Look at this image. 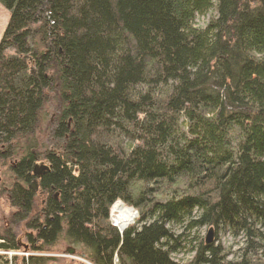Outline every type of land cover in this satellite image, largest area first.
I'll return each mask as SVG.
<instances>
[{"label":"trees","instance_id":"16d2710c","mask_svg":"<svg viewBox=\"0 0 264 264\" xmlns=\"http://www.w3.org/2000/svg\"><path fill=\"white\" fill-rule=\"evenodd\" d=\"M0 2V161L13 160L10 223L24 221L29 249L63 236L94 264H264V0ZM116 200L138 210L123 230L108 220ZM13 225L1 249L23 246ZM205 227L239 239L233 258Z\"/></svg>","mask_w":264,"mask_h":264},{"label":"rangeland","instance_id":"374dc122","mask_svg":"<svg viewBox=\"0 0 264 264\" xmlns=\"http://www.w3.org/2000/svg\"><path fill=\"white\" fill-rule=\"evenodd\" d=\"M213 15H215V11L213 9H210L205 14L197 15L195 17V25L204 26L207 23V21L210 19V17ZM8 17H9V11L0 2V39L3 30L5 28V25L7 23ZM57 107H58V102L54 94L49 93L47 96V100L43 105L42 110L39 114V121L34 131V135L37 140V145L35 149H33V152L38 156L36 158L37 160L34 161L33 165L40 166L41 164H45L49 166L48 162L45 160L41 152L45 149H49L53 147L50 142L49 130L51 128V124H52L51 122L54 118ZM12 161L13 160L11 159L3 163L2 161H0V183L4 185V187L1 188L0 190V233H3L6 227L13 225L10 222L12 217L11 215L14 211V207L11 205L8 198L9 184L12 180L9 177L8 165ZM42 198L43 195L40 193V191L39 192L37 191L33 200L35 210H38L40 208L41 206L40 203H42L41 202ZM121 202L126 206L130 207L135 214L133 220L127 225L129 226L133 224L138 218V210L132 205L124 203L123 201ZM115 203H118V201L113 202L109 208L108 220L113 226L117 227L120 230L119 226L114 221L115 215L111 210L112 206ZM209 228L210 227H205L202 230L204 240ZM212 230L213 233H212L211 242H215V243L220 242L224 246V248H226V250L229 251L230 257L233 258L232 253L238 248L239 245H241L239 239L238 238L233 239L226 234L216 236L213 227ZM12 231L16 233L15 236L19 237V241L23 243V246L20 249H15V250H4L0 248V256H1L0 264H23L20 259L21 256L26 257L30 254L42 255L48 257L49 259L47 260V264H94L85 256V253L83 252L80 246L69 243L68 241H66V239L63 236H60L55 241V243L49 246L47 249L40 252H34L33 250L29 249V245H27L26 238L24 237V232L26 231L24 221L18 224L17 223L14 224ZM69 248L73 249V252H69L68 250ZM173 257L182 261H186L189 259L190 254L179 253V254H175Z\"/></svg>","mask_w":264,"mask_h":264},{"label":"bare ground","instance_id":"6f19581e","mask_svg":"<svg viewBox=\"0 0 264 264\" xmlns=\"http://www.w3.org/2000/svg\"><path fill=\"white\" fill-rule=\"evenodd\" d=\"M114 213V221L123 230L134 218L135 214L131 208L123 203H116L111 208Z\"/></svg>","mask_w":264,"mask_h":264},{"label":"water","instance_id":"95a60500","mask_svg":"<svg viewBox=\"0 0 264 264\" xmlns=\"http://www.w3.org/2000/svg\"><path fill=\"white\" fill-rule=\"evenodd\" d=\"M48 166L47 165H44V164H41L40 166H37V165H34L33 166V175L35 176V178H39L42 176V174L48 170ZM35 181H33L31 183V186L33 187V189H35ZM212 233H213V230H212V227H210L207 231V234H206V237H205V242L206 243H210L212 241ZM69 252H73V249H68Z\"/></svg>","mask_w":264,"mask_h":264}]
</instances>
